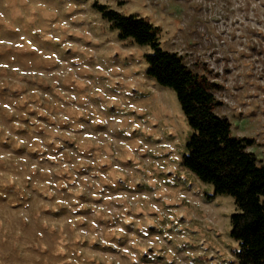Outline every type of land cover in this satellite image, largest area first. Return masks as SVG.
Masks as SVG:
<instances>
[{
	"label": "rangeland",
	"instance_id": "374dc122",
	"mask_svg": "<svg viewBox=\"0 0 264 264\" xmlns=\"http://www.w3.org/2000/svg\"><path fill=\"white\" fill-rule=\"evenodd\" d=\"M96 3L153 25L264 165V0H0V264H238L153 48Z\"/></svg>",
	"mask_w": 264,
	"mask_h": 264
},
{
	"label": "trees",
	"instance_id": "16d2710c",
	"mask_svg": "<svg viewBox=\"0 0 264 264\" xmlns=\"http://www.w3.org/2000/svg\"><path fill=\"white\" fill-rule=\"evenodd\" d=\"M95 8L119 31L121 39L132 38L153 48L154 53L146 57L148 75L176 92L194 131L186 145L184 166L211 184L214 195L234 198L237 212L231 215V236L239 244L238 264H264V165L248 151L252 142L232 135L229 120L216 113L212 86L193 73L178 54L161 48L153 25L106 5L96 3ZM38 130L44 131L42 126Z\"/></svg>",
	"mask_w": 264,
	"mask_h": 264
}]
</instances>
